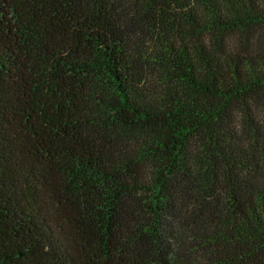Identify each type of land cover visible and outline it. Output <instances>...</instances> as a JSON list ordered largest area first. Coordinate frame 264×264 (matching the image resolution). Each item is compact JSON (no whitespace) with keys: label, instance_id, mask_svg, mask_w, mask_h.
<instances>
[{"label":"trees","instance_id":"16d2710c","mask_svg":"<svg viewBox=\"0 0 264 264\" xmlns=\"http://www.w3.org/2000/svg\"><path fill=\"white\" fill-rule=\"evenodd\" d=\"M0 264H264V0H0Z\"/></svg>","mask_w":264,"mask_h":264}]
</instances>
